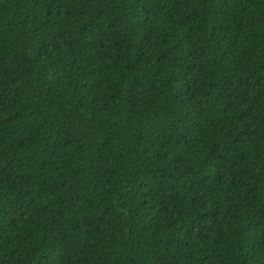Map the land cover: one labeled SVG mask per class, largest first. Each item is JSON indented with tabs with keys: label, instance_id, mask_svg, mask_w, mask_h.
<instances>
[{
	"label": "trees",
	"instance_id": "obj_1",
	"mask_svg": "<svg viewBox=\"0 0 264 264\" xmlns=\"http://www.w3.org/2000/svg\"><path fill=\"white\" fill-rule=\"evenodd\" d=\"M0 264H264V0H0Z\"/></svg>",
	"mask_w": 264,
	"mask_h": 264
}]
</instances>
